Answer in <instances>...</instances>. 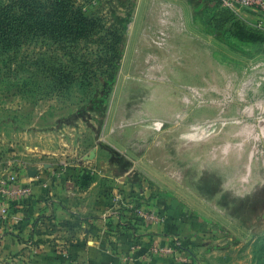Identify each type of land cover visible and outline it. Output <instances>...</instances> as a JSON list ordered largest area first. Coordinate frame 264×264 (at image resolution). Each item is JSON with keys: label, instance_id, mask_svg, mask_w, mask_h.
<instances>
[{"label": "rangeland", "instance_id": "obj_1", "mask_svg": "<svg viewBox=\"0 0 264 264\" xmlns=\"http://www.w3.org/2000/svg\"><path fill=\"white\" fill-rule=\"evenodd\" d=\"M173 1L189 36L174 32L167 52L153 53L150 72L130 62V30L146 0H75L80 29L0 42V146L41 131L53 135L47 141L54 146L60 132L82 133L78 125L102 138L110 121L164 164L156 172L163 190L204 221L195 240L177 236L181 250L160 255L192 264H264V140L254 145L248 136L264 118V103L261 111L255 105L264 82L256 92L252 85L240 91L250 69L264 66V17L218 0ZM230 28L251 37L237 39ZM247 104L252 113L242 112ZM153 123L163 126L156 132Z\"/></svg>", "mask_w": 264, "mask_h": 264}, {"label": "crops", "instance_id": "obj_2", "mask_svg": "<svg viewBox=\"0 0 264 264\" xmlns=\"http://www.w3.org/2000/svg\"><path fill=\"white\" fill-rule=\"evenodd\" d=\"M169 1L175 6L172 15L181 12L186 19ZM151 4L146 0L142 20L137 19L130 30L131 64H143L145 51L136 48L144 44L139 39L147 27L157 22L158 12ZM81 129L78 134L75 129L56 134L54 146L47 141L53 135L43 131L18 135L9 147L0 146V176L9 171L1 163L20 161L26 167L18 171L19 184L31 188L29 196L10 207L7 218L0 217V264H126L131 256V264H192L159 253L142 257L152 245L174 247L177 236L195 240L205 226L196 213L181 209L163 190L156 172L164 164L135 148L139 142L110 121L102 138L88 126L78 125ZM62 161L66 166L61 171ZM136 171L138 179H134ZM114 197H142L165 221L158 226L139 225L131 212L118 209ZM134 242L142 252H130Z\"/></svg>", "mask_w": 264, "mask_h": 264}, {"label": "built area", "instance_id": "obj_3", "mask_svg": "<svg viewBox=\"0 0 264 264\" xmlns=\"http://www.w3.org/2000/svg\"><path fill=\"white\" fill-rule=\"evenodd\" d=\"M151 5L157 9V22L154 26L147 27L146 33L139 39V42L144 43L141 47L136 48V52H143L144 58L142 59L143 64L148 66L146 72H150L154 70L157 65L155 59L153 57L154 52H160V54H165L168 50V47L173 39V33H182L183 35L189 36L188 27L186 24V19L183 14L177 13V16L172 15V10H174L175 6L173 2L167 0H151ZM219 3L228 9L232 10H244L256 14L258 16L264 17V0H219ZM191 37V36H190ZM259 72L263 74L260 77ZM245 82V83H244ZM242 86L240 87V91L247 89L248 87H255L253 92H256L259 88L261 82H264V66L263 64H256L253 66L250 71L247 79L244 81ZM190 92L195 93L197 90L192 87L189 88ZM259 101L264 103V97L258 100L255 105L259 111L261 105ZM254 105L247 104L244 106L242 112L251 111ZM258 111V113H259ZM241 121H236V123H240ZM162 123H153V128L156 132H158ZM246 126H241V128H245ZM256 132L252 134L248 133V136L255 142L258 140H264V118L257 120L255 124ZM254 157V152L250 151L248 155L249 162L252 161ZM9 167L8 173L4 176H0V217L5 219L9 216L10 207L13 204H16L18 199L24 198L31 194V188L29 186H22L19 184L18 171L20 169H24L26 165L20 161L8 160L1 163V166ZM66 166L65 162L60 163V169H64ZM113 201L118 205V209H122L124 211H129L135 217L136 223L139 225H160L165 221V216L156 211L153 207H149L148 203L145 199L136 197L133 200H127L120 197H114ZM178 242L175 243V249H179ZM142 247L139 243L130 244L129 250L133 254L136 252H142ZM174 249L170 247H160L157 245H152L147 252H145L142 257H148L149 253H159V252H171ZM177 258V256H176ZM133 260L132 256L125 259L126 264H131ZM185 260L184 262H186Z\"/></svg>", "mask_w": 264, "mask_h": 264}, {"label": "trees", "instance_id": "obj_4", "mask_svg": "<svg viewBox=\"0 0 264 264\" xmlns=\"http://www.w3.org/2000/svg\"><path fill=\"white\" fill-rule=\"evenodd\" d=\"M75 5V0H0V42L11 43L17 35L28 37L31 35L57 34L55 31H58V34H67L66 29L78 30L82 20ZM125 25L124 22L122 24L123 30ZM60 29H64L63 32ZM230 31L240 40L251 37H244L246 35L235 31L233 28H230ZM123 36H120L119 44H121ZM116 54L117 59H119L121 50H118ZM116 70L117 64L113 66L110 84L114 80ZM109 83L106 84L105 90L107 92L110 89ZM107 95L108 93H105L102 97L104 109ZM97 112L98 115H103V110ZM178 250L180 251L181 247Z\"/></svg>", "mask_w": 264, "mask_h": 264}, {"label": "water", "instance_id": "obj_5", "mask_svg": "<svg viewBox=\"0 0 264 264\" xmlns=\"http://www.w3.org/2000/svg\"><path fill=\"white\" fill-rule=\"evenodd\" d=\"M33 172V171H32Z\"/></svg>", "mask_w": 264, "mask_h": 264}]
</instances>
